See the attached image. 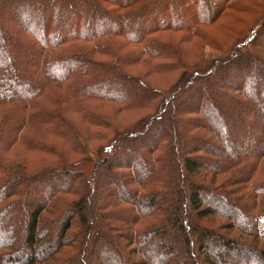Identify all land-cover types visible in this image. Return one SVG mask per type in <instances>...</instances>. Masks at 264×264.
<instances>
[{
    "label": "trees",
    "instance_id": "16d2710c",
    "mask_svg": "<svg viewBox=\"0 0 264 264\" xmlns=\"http://www.w3.org/2000/svg\"><path fill=\"white\" fill-rule=\"evenodd\" d=\"M1 23L0 264H264V0H0Z\"/></svg>",
    "mask_w": 264,
    "mask_h": 264
},
{
    "label": "rangeland",
    "instance_id": "374dc122",
    "mask_svg": "<svg viewBox=\"0 0 264 264\" xmlns=\"http://www.w3.org/2000/svg\"><path fill=\"white\" fill-rule=\"evenodd\" d=\"M5 30V32L6 33H9V29L3 24L2 25V23L0 24V31L1 30ZM213 33V32H212ZM213 35H218V34H216V33H213ZM170 37H171V39H172V41L173 42H175V43H180L181 44V47H186V48H188V50H195V52H196V49H197V46L199 47H201V49H202V52H204L205 54H207V55H212V52L208 49V47L207 46H204L203 44H201V43H199L198 41H193V42H184L183 40H181V38H179L177 35H170ZM0 38H2V36H0ZM260 55L264 58V52L262 51V53H260ZM6 62H8V59H6L5 60ZM5 62V63H6ZM1 64V63H0ZM10 65H9V63H8V65L6 66L5 64L3 65V64H1V67L2 68H8ZM12 73H14V71H12ZM184 109L185 110H187V109H189V107H184ZM221 114H222V116H225V112L224 111H222L221 112ZM121 119H123V118H121ZM222 120H223V118H222ZM73 122L77 125V127H78V129H83L84 128V126H82L81 124H80V122H79V120L77 119V118H73ZM122 123H123V121H122ZM224 128H221V129H219V128H217V131L220 133V134H222V131H225V132H227L229 129V126H230V124H228V122H224ZM226 134V133H225ZM5 140V139H4ZM192 146V145H191ZM191 146H188L189 147V149H191ZM247 147H242V152H245V149H246ZM251 150V148L249 147V149H248V151H250ZM93 157V156H92ZM137 167H140V162L137 160ZM45 196H46V194L44 193V191H34L33 193H32V195H31V197H30V200H29V204H33L34 202H39V201H44L45 200ZM22 212H21V214H20V217H19V222L17 221V223L16 224H19V226H20V228L21 229H23V227L25 226V224L24 223H22L21 224V220H22V218H23V216H25V212H26V208L25 207H22ZM8 220L9 219H4L3 220V223L2 224H6V223H8ZM2 221V220H1ZM13 222H16V220L15 221H9V223H11L10 225H12V223ZM23 222V221H22ZM14 224V223H13ZM167 243H170V241H166ZM144 251L147 253V254H150V253H152L153 252V245H151V244H146L145 245V247H144ZM213 251V250H212ZM158 253H159V251H158ZM112 255V254H111ZM107 259H109V257L107 258ZM156 260H159V259H156ZM156 260H154V261H156ZM153 261V260H152ZM152 263V262H151Z\"/></svg>",
    "mask_w": 264,
    "mask_h": 264
}]
</instances>
